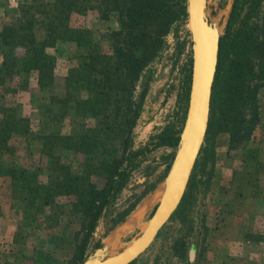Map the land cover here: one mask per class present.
I'll use <instances>...</instances> for the list:
<instances>
[{"label": "trees", "instance_id": "16d2710c", "mask_svg": "<svg viewBox=\"0 0 264 264\" xmlns=\"http://www.w3.org/2000/svg\"><path fill=\"white\" fill-rule=\"evenodd\" d=\"M263 4L264 0H235L220 41L205 144L187 192L172 216L187 222L189 233L194 230L190 214L198 185L196 169L199 164L215 163L213 136L228 132L234 148L250 141L259 123L264 21L259 25L255 19ZM91 10H97L101 19L114 16L118 20V27L103 35L109 51L91 29L71 24L74 14L86 15ZM186 12L187 0H21L14 19L0 22V86L8 87L16 78L35 72L38 85L48 88L55 82L57 63L49 49L60 41L74 42L79 49L77 62L65 77L64 95L51 97L66 112L75 113V125L70 133L48 136L43 144L51 157L50 184L42 191L28 170L11 169L17 192L31 203L50 205L58 197L74 196L72 210L80 217L81 229L67 264L85 260L110 195L121 190L142 157L159 147L179 144L180 132L167 126L154 136L152 147L137 149L134 131L153 79L151 65L165 49L171 28ZM30 132V120L20 108L1 103L0 161L16 153V135ZM63 149L83 154L81 168L56 155ZM95 177L105 178L107 184L100 188ZM187 243L179 239L174 245L182 260L187 256Z\"/></svg>", "mask_w": 264, "mask_h": 264}, {"label": "rangeland", "instance_id": "374dc122", "mask_svg": "<svg viewBox=\"0 0 264 264\" xmlns=\"http://www.w3.org/2000/svg\"><path fill=\"white\" fill-rule=\"evenodd\" d=\"M20 1L0 0L1 23L14 19ZM232 1L208 0L209 19L222 33L229 20ZM186 18L187 12L173 25L166 37L165 49L151 65L153 79L134 131L137 149L152 147L154 136L167 126L177 132L182 130L192 70V43ZM263 21L264 4L255 19L259 25ZM71 24L91 29L101 40L102 48L109 51L110 45L103 35L117 28L118 20L114 16L101 19L97 10H91L86 15L74 14ZM49 52L57 59L52 86L41 88L35 72L16 78L8 87L0 86V104L18 106L31 124L29 134L16 135V153L7 154L0 161V264H67L81 229L80 217L72 210L74 196L58 197L50 205L40 201L31 203L17 192L11 177L12 167L24 168L43 191L50 184L51 175V157L43 144L48 136L68 134L75 125V113L66 112L51 97L64 95L65 77L77 62L78 46L74 42L60 41ZM258 96L260 119L253 138L231 148L228 132L213 136L210 142L214 143L215 163L199 164L196 169L198 185L190 214L194 230L189 233L187 222L171 217L152 245L133 264H264V82L259 84ZM88 122L92 125L95 120ZM176 149L162 146L147 153L121 190L110 195L88 255L162 185ZM56 155L74 168H81L84 160L83 154L66 149L58 150ZM95 180L100 188L107 184L103 177H95ZM133 204L134 208L125 215ZM150 215L151 211L122 243L141 232ZM179 239L188 242L184 260L174 250Z\"/></svg>", "mask_w": 264, "mask_h": 264}, {"label": "water", "instance_id": "95a60500", "mask_svg": "<svg viewBox=\"0 0 264 264\" xmlns=\"http://www.w3.org/2000/svg\"><path fill=\"white\" fill-rule=\"evenodd\" d=\"M186 20L192 43L191 83L186 117L170 169L162 185L116 225L81 264H131L152 245L187 191L209 128L220 41L225 31L222 33L211 23L208 0H187ZM150 211L141 232L122 243Z\"/></svg>", "mask_w": 264, "mask_h": 264}, {"label": "flooded vegetation", "instance_id": "af4514ba", "mask_svg": "<svg viewBox=\"0 0 264 264\" xmlns=\"http://www.w3.org/2000/svg\"><path fill=\"white\" fill-rule=\"evenodd\" d=\"M187 112V111H186Z\"/></svg>", "mask_w": 264, "mask_h": 264}]
</instances>
